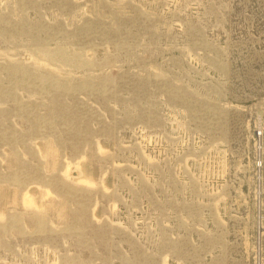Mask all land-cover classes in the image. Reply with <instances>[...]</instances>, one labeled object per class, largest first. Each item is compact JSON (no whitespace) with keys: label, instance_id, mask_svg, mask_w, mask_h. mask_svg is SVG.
<instances>
[{"label":"rangeland","instance_id":"1","mask_svg":"<svg viewBox=\"0 0 264 264\" xmlns=\"http://www.w3.org/2000/svg\"><path fill=\"white\" fill-rule=\"evenodd\" d=\"M0 264H264V0H0Z\"/></svg>","mask_w":264,"mask_h":264}]
</instances>
